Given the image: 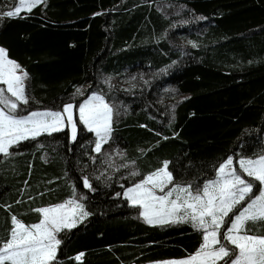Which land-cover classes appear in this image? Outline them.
Instances as JSON below:
<instances>
[{
  "label": "trees",
  "instance_id": "1",
  "mask_svg": "<svg viewBox=\"0 0 264 264\" xmlns=\"http://www.w3.org/2000/svg\"><path fill=\"white\" fill-rule=\"evenodd\" d=\"M156 1L185 5L203 19L198 26L206 27L199 48L197 41L191 57L161 81L186 98L163 123L149 96L117 93L114 100L130 107L110 142L134 162L138 180L165 161L177 182L203 178L225 157L235 152L247 156L259 143L264 0H43L0 25V48L27 73V93L43 104L20 106L16 115L29 109L62 110L75 88L86 86L84 94L89 93L98 73L116 77L178 59L160 40L171 25L154 8ZM8 3L0 0V11ZM81 129L72 143L66 132H56L22 141L0 157V242L9 236L13 215L25 225L35 224L40 215L34 209L63 204L77 192L85 195L89 215L58 234L61 244L53 264H149L195 253L202 234L186 224L145 225L120 199L129 185L125 180L106 188L88 178L92 189L83 187L81 169L91 152L86 143L91 136ZM246 228L264 235V222H249ZM81 253L82 260L76 261Z\"/></svg>",
  "mask_w": 264,
  "mask_h": 264
},
{
  "label": "snow or ice",
  "instance_id": "2",
  "mask_svg": "<svg viewBox=\"0 0 264 264\" xmlns=\"http://www.w3.org/2000/svg\"><path fill=\"white\" fill-rule=\"evenodd\" d=\"M42 2L20 0L19 7L4 15L16 17L22 8L31 11ZM26 79L27 73L0 48V85L5 86L0 87V155L5 157L22 141L62 131L65 122L71 125L72 139H76L73 119L76 106L71 103L65 104L62 111L16 115L21 105L29 103ZM78 113L80 123L95 133L94 151L99 154L111 137L112 107L102 95L92 94L79 104ZM236 163L239 171L233 158L228 157L216 168L214 179L193 190L192 184L173 183L175 178L165 161L123 193L132 207L141 210L140 217L145 223L159 226L187 223L202 234L195 253L163 264H264V235L250 234L246 228L249 222H264V155L240 158ZM83 186L92 189L87 176L83 177ZM34 211L40 219L32 225L12 216L9 236L0 242V264H53L61 244L58 234L76 227L89 215L76 199ZM82 257L81 253L75 260L81 261Z\"/></svg>",
  "mask_w": 264,
  "mask_h": 264
},
{
  "label": "rangeland",
  "instance_id": "3",
  "mask_svg": "<svg viewBox=\"0 0 264 264\" xmlns=\"http://www.w3.org/2000/svg\"><path fill=\"white\" fill-rule=\"evenodd\" d=\"M139 1L141 2L145 0H139ZM9 2L10 4L8 3L7 5L8 8L3 11H0V25L2 24L3 20H5L6 18H10L9 16L4 15V13H6L7 11H14L16 7L20 6V0H9ZM153 5L159 14H161L165 19L170 21V25H171V27L168 28V30L162 35L160 40L162 41L164 40L165 45H167L169 50H171L173 53H176V55L179 56V58L176 59L174 62L170 63L169 65H167L166 67H162L159 69H151V70H139V69H133L132 71L126 70L116 77H110L104 75L103 73H98L96 75L97 77L96 84L93 83L95 86L94 90H93L94 86L92 87L89 86L90 87L89 93L84 94L86 86L75 88L73 95L65 102H63V104L61 105V109H63V106L68 103H71L74 106H76L73 109V119L75 120L77 126L76 136L78 133H80L79 130L81 128H82L81 132L84 133L83 135L86 136L87 134H89L91 136V138H87L89 139V141L86 142V143H91V147H90L91 152L86 157L88 161H85L82 164L81 171H83L82 173H85V175L82 176L81 179L82 184H83V177L85 176H87L93 182L97 181L99 185H102V187H106V188H109L113 184L119 185L123 180H125V182L129 185L121 191L120 199L125 201L128 207H131L136 211L137 217L145 225H149V224L145 223L143 218L140 217L141 210L137 207H132L130 205V202L123 195V193L128 188L134 186V184L140 182L147 175L140 178L139 180L137 179L138 175L135 176L131 175V173L133 172L138 173L136 166L134 162L125 159V155H124L125 153L120 146H116L113 142H110V140H112L111 138L113 137L112 131L108 143L103 145L102 151L99 154L96 153L94 151V148L97 137L94 132H89L85 128V126L82 123H80L78 106L80 103H82L92 94L102 95L105 101L113 109V115H112V130H113V128L116 127L127 115L130 107L128 102H124L122 100H118V101L114 100L117 93L129 94V95H133L134 97L144 95L145 97L149 96L148 99L151 102V105L154 106L152 108L155 111H157L158 114L160 115L162 114V117L164 119L163 123L169 122L171 120L174 109L186 98V96L180 94V92H178L177 88L174 85H168L166 83H163V85L161 86V81L163 78L167 77L168 73L171 72L173 68L180 66L179 65L181 64L180 62L191 57V52L195 51V49L197 48V41L199 48L200 45L199 37H202L204 35V32L206 31V27L205 24H200L198 26V23L203 21V19L199 16L194 15L183 4L181 5L174 2L156 1L153 3ZM27 12L29 11L23 8L20 11V13H27ZM190 33L194 34V36L190 37L189 35ZM25 85H26V95L28 97L29 103L27 105H21V106H26V108H28L31 107L29 104L32 103H33L32 105L34 106H39V107L42 106L43 104L38 103L37 99L34 96H31L30 94L27 93L29 91L28 76L27 79L25 80ZM0 87H5V86L0 85ZM59 107H60V103H59ZM44 110H49V109H41L34 111H44ZM32 111L33 110L29 109L28 111H26V113L24 114L21 113L18 116H25ZM50 111H62V110L54 109ZM60 132H66L69 143H72L74 141L72 139L71 125L67 124V122H65V127ZM44 135L47 134H43L41 136ZM258 141L259 143L252 147L253 150L247 156L242 155L241 152H237V153L235 152V154L232 156L234 161V166L237 167L238 171H239V167L236 162L240 158H257L261 155H264V127L262 129V133L260 137L258 138ZM0 157L3 158L5 156L0 155ZM43 158H46V154H43ZM93 158L95 159L93 160ZM227 158L228 157H225L224 160L220 161L215 167L214 171L212 170L209 175H206L203 178L198 177L191 180L186 179L185 181L182 182H177L174 180L173 183L180 185L192 184L193 190H195L197 186H202V184L205 181L214 179L216 168L221 163H223ZM97 177L99 178L97 179ZM253 183L256 184L257 182H253ZM171 186L172 185H169V187ZM255 192H256V188H254V193ZM72 194L73 195L71 199H76L77 201L83 204L85 200L84 194L77 192H74ZM84 220L85 218L81 222H83ZM81 222L77 223V225H79ZM184 224L190 226L193 229V227L187 223H176L169 225H184ZM149 226L161 227L159 225H149ZM11 227H12V223H11ZM226 227L227 225H225V228ZM168 261H172V260H168ZM163 262L165 261H159L149 264H163Z\"/></svg>",
  "mask_w": 264,
  "mask_h": 264
}]
</instances>
